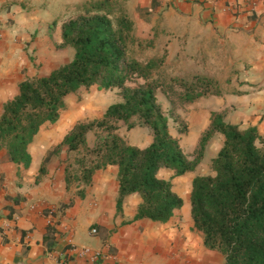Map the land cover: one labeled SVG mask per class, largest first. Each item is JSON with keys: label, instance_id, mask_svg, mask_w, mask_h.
Segmentation results:
<instances>
[{"label": "crops", "instance_id": "0c3cea01", "mask_svg": "<svg viewBox=\"0 0 264 264\" xmlns=\"http://www.w3.org/2000/svg\"><path fill=\"white\" fill-rule=\"evenodd\" d=\"M91 1L96 0H0V115L21 81L53 64L62 23L81 14L80 7ZM118 1L138 39L153 34L165 38L156 39V45L165 51L166 61H191L196 64L191 67L204 62V69L192 72L206 76L208 67L220 69L219 80L227 85L224 93L186 106L188 131L178 140L189 158L213 112H223L226 124L255 128L264 137V0ZM77 93L65 98L58 120L35 135L27 148V166L10 161L7 151L0 150V264H224L220 253L204 246L189 214L192 180L212 174L203 170L221 148L223 136L212 137L194 171L181 176L169 169L157 173L171 182L182 201L187 199L186 215L182 205L166 223L134 221L140 197L128 195L117 208L116 166L95 171L84 184L75 166L79 152L62 147L40 172L46 156L74 125L89 121L81 120L85 114L99 119L108 107L95 96L85 107H70L69 99ZM119 130L132 146L145 148L152 141L146 127ZM88 141L92 144V134ZM49 228L53 231L48 233ZM82 249L88 250L86 255L78 253Z\"/></svg>", "mask_w": 264, "mask_h": 264}, {"label": "trees", "instance_id": "16d2710c", "mask_svg": "<svg viewBox=\"0 0 264 264\" xmlns=\"http://www.w3.org/2000/svg\"><path fill=\"white\" fill-rule=\"evenodd\" d=\"M80 11L62 23L61 42L56 44L57 49L72 48L73 58L46 76L21 81L17 95L3 105L0 150L7 151L10 161L27 166L28 146L43 125L58 120L68 95L93 86L116 89L121 101L109 105L101 118L75 124L46 156L40 172L62 147L79 152L75 166L84 184L90 183L95 171L116 166L117 208L126 196L136 194L140 202L134 221L166 223L183 201L170 181L157 177L158 171L169 169L175 176L194 171L209 141L219 133L223 144L211 160L212 174L192 180L193 227L207 249L224 257V264H264V137L255 128L226 124L223 112H213L189 158L171 135L169 120H179L177 110L202 97L224 93L218 81L197 73L190 78L171 76L163 66L165 56L138 59L141 45L152 43L135 36L134 23L120 1H91ZM158 90L170 104L167 114L158 102ZM121 123L128 130L146 127L151 143L145 148L130 145L117 132ZM180 125L184 133V124ZM52 231L49 228L48 233Z\"/></svg>", "mask_w": 264, "mask_h": 264}, {"label": "rangeland", "instance_id": "374dc122", "mask_svg": "<svg viewBox=\"0 0 264 264\" xmlns=\"http://www.w3.org/2000/svg\"><path fill=\"white\" fill-rule=\"evenodd\" d=\"M161 38L163 39L164 37L163 36L156 37V34H153V35H150L149 37H146V39L141 40L143 42L151 41L152 44L150 46H146V43L142 44L141 45L142 48L139 51L140 55L137 58L140 59L141 61H145V59L147 58L165 56V62L163 66H164L166 73L170 74L171 76H181L184 78H190L193 73H196L194 70L192 72V69L194 68L204 69L203 61H202L203 63H200L202 65L199 67H196V66L191 67V65H196V64L191 61H187V60H186L187 63L185 61L184 62L183 61L175 62V61H168V60L166 61L165 51L162 49L161 45H156V39H161ZM158 47H160L161 50H158ZM73 55H74V50L72 48L70 49V51L66 49H58L56 51L55 58L51 60L53 64L47 65L44 68V70L39 71L34 77L43 76L46 73H48L50 69H52L53 67H58V66H61L69 62L73 58ZM207 70H208V73H210L208 77H212L216 79L218 81V85L221 88V90H224V88L227 87V85L226 83L219 80L221 79L220 75H218L220 73V69L216 67H208ZM34 77H31V78H34ZM94 96L96 97L97 100L99 99L103 100V104L106 107L111 104L118 103L121 101L120 97L117 94L116 89L104 91V90H99V89L96 90L95 87H90L89 89L81 88L79 93L72 96L71 99H69V106L78 108L83 105V107H85L87 100H90V98ZM157 99H158V102L161 104L163 111L167 114L170 108V104L166 96L159 90L157 91ZM81 109L83 110L84 108H80L79 110ZM188 112L189 111L186 109V107L179 109L177 110V113L179 114L180 119L175 120L171 118L169 120V131L173 137L179 139V137L187 133L188 131V125H187L188 124L187 122ZM93 119H96V117L94 115L90 116L88 115V113L85 114L81 118L82 121H87V120L91 121ZM180 122L184 124V127L186 129L184 133L180 132L182 128V125H180ZM124 128H125V125L121 123L119 127L120 129L119 133H123ZM90 134L88 136H90ZM210 170L211 168L209 165L208 169L206 168L205 170H203V173H209ZM186 201L187 199L183 200V215L187 214Z\"/></svg>", "mask_w": 264, "mask_h": 264}, {"label": "built area", "instance_id": "2783aa9c", "mask_svg": "<svg viewBox=\"0 0 264 264\" xmlns=\"http://www.w3.org/2000/svg\"><path fill=\"white\" fill-rule=\"evenodd\" d=\"M54 213H55V210L54 209H50L49 210V212H48V214H49V216H53L54 215ZM48 225H50L51 224V219H48ZM92 233H96V230L94 229V230H92ZM88 252V250L87 249H82V250H79L78 251V253L81 255V256H83V255H86V253ZM98 253L97 254H92L91 255V259H95L96 257H98Z\"/></svg>", "mask_w": 264, "mask_h": 264}]
</instances>
